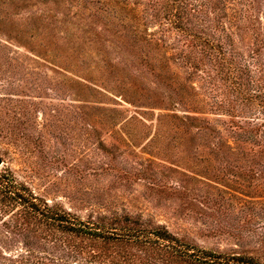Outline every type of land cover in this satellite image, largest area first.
<instances>
[{"label": "rangeland", "instance_id": "374dc122", "mask_svg": "<svg viewBox=\"0 0 264 264\" xmlns=\"http://www.w3.org/2000/svg\"><path fill=\"white\" fill-rule=\"evenodd\" d=\"M226 5L221 22L247 54L245 5ZM92 6L0 0V169L83 218L128 213L201 247L261 255L264 178L256 177L264 154L212 109L218 92L179 58L188 48L176 32L125 20L148 37L166 35L146 53L119 36L127 11L98 19ZM157 81L190 103L175 112L156 102ZM174 112L201 120L181 122Z\"/></svg>", "mask_w": 264, "mask_h": 264}, {"label": "trees", "instance_id": "16d2710c", "mask_svg": "<svg viewBox=\"0 0 264 264\" xmlns=\"http://www.w3.org/2000/svg\"><path fill=\"white\" fill-rule=\"evenodd\" d=\"M227 1L85 0L93 4L89 16L98 19L127 11L119 23L124 28L119 36L128 39L129 47L139 45L146 53L163 46L159 42H167L170 31L176 32L174 40L183 41L188 48L182 50L179 58L191 74L203 73L206 86L218 92L212 98V109L230 116L244 141L258 146L262 155L264 0H239L245 5L240 16L252 34L253 46L247 54L240 50L237 38L221 22L219 11L227 7ZM125 20L137 24L159 23L161 31L167 33L164 37L155 34L148 37L139 25H127ZM119 48L136 58L123 42ZM140 64H144L142 59ZM129 83L128 89L137 86L133 78ZM155 83L159 84L155 88L156 102L166 101L169 105L166 108L175 111L181 105H188L187 100L190 103L189 96L185 100L180 89L166 90L161 81ZM175 112L173 117L181 122L201 120ZM258 178H264V169L257 172ZM0 264H264V251L256 256L201 247L183 240L163 224H153L128 213L83 218L59 204L38 198L6 167L0 169Z\"/></svg>", "mask_w": 264, "mask_h": 264}, {"label": "water", "instance_id": "95a60500", "mask_svg": "<svg viewBox=\"0 0 264 264\" xmlns=\"http://www.w3.org/2000/svg\"><path fill=\"white\" fill-rule=\"evenodd\" d=\"M2 164V160H1V158H0V165Z\"/></svg>", "mask_w": 264, "mask_h": 264}]
</instances>
